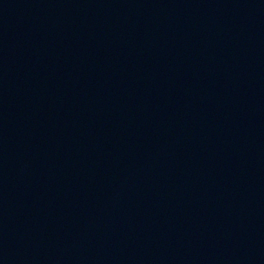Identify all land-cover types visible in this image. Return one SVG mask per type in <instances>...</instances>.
I'll return each mask as SVG.
<instances>
[{
    "label": "water",
    "instance_id": "1",
    "mask_svg": "<svg viewBox=\"0 0 264 264\" xmlns=\"http://www.w3.org/2000/svg\"><path fill=\"white\" fill-rule=\"evenodd\" d=\"M0 264H264V0H0Z\"/></svg>",
    "mask_w": 264,
    "mask_h": 264
}]
</instances>
